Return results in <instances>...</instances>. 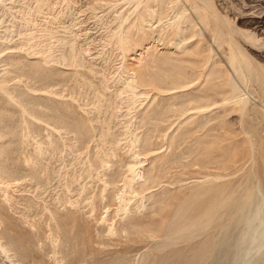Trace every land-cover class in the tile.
I'll list each match as a JSON object with an SVG mask.
<instances>
[{"label": "rangeland", "instance_id": "374dc122", "mask_svg": "<svg viewBox=\"0 0 264 264\" xmlns=\"http://www.w3.org/2000/svg\"><path fill=\"white\" fill-rule=\"evenodd\" d=\"M128 1L0 0V264H264V0Z\"/></svg>", "mask_w": 264, "mask_h": 264}, {"label": "bare ground", "instance_id": "6f19581e", "mask_svg": "<svg viewBox=\"0 0 264 264\" xmlns=\"http://www.w3.org/2000/svg\"><path fill=\"white\" fill-rule=\"evenodd\" d=\"M134 1V3L136 2L137 4H138V8H140V9H142V8H144V9H146V13L145 14H143V13H141V15L139 16L140 17V21L141 22H143V24L142 25H144L145 26V24H144V22L146 23H150V24H152L153 26H154V24L155 23H157V22H161V20H162V16H163V14H164V12L166 11V10H168V6H167V1L168 0H133ZM178 1V0H177ZM193 1V0H192ZM196 1V0H195ZM129 3H131L130 2V0L128 1ZM127 2V3H128ZM133 2L131 3V4H134ZM175 4L177 3L176 1L174 2ZM173 3V4H174ZM179 3V2H178ZM195 3V2H194ZM197 3H199V2H197ZM172 5V4H171ZM197 5V4H196ZM1 6V5H0ZM175 6H178V5H175ZM180 6V5H179ZM168 7V8H167ZM196 7V6H195ZM194 7V8H195ZM1 8V7H0ZM172 8V7H171ZM183 8V7H182ZM197 8H199V7H197ZM2 9V8H1ZM137 9V8H136ZM164 9H166V10H164ZM170 9V8H169ZM181 9V8H180ZM136 11H139L138 9L136 10ZM173 11V10H172ZM177 11H179V10H177ZM177 11L175 12L176 13V15H177ZM181 11H183V9L181 10ZM199 11V10H198ZM180 12V11H179ZM174 13V14H175ZM187 13V12H186ZM186 13H185V15H186ZM199 13V12H198ZM5 14V13H4ZM165 15V14H164ZM172 15V14H171ZM170 15V16H171ZM175 15V17H177ZM185 15L183 16V15H178L179 17H177V19H175V17H173L174 19H175V21L174 22H170V23H172L169 27H173V28H176V30H178V32H179V30L180 29H183V27H184V23H182V22H184L183 21V19L185 20ZM202 17V16H201ZM172 18V17H171ZM171 18H169V21H171ZM172 18V19H173ZM190 18V17H189ZM186 19H187V16H186ZM25 20V19H24ZM120 20V19H119ZM189 20H191V19H189ZM125 22V21H124ZM140 23V22H139ZM164 23V22H163ZM182 23V24H181ZM126 24V23H125ZM141 24V23H140ZM140 24H138V25H140ZM150 24H148L149 26H150ZM160 24V23H159ZM159 24H157V25H159ZM165 24V23H164ZM30 25V24H29ZM137 25V26H138ZM162 25V24H161ZM143 26V27H144ZM152 26V27H153ZM183 26V27H182ZM143 27H141V29H143ZM148 27V26H147ZM151 27V26H150ZM155 27H157V26H155ZM182 27V28H181ZM138 29L140 28V26L139 27H137ZM146 28V27H145ZM163 28V27H162ZM161 28V29H162ZM148 29H149V27H148ZM170 29V28H169ZM150 30V29H149ZM163 30V29H162ZM175 29H173V31H174ZM175 30V31H176ZM184 31L186 30V29H183ZM140 31V33L142 32L141 30H139ZM144 32H145V29L143 30ZM167 31H168V28H167ZM166 31V32H167ZM170 31H172V28H171V30ZM182 31V30H181ZM180 31V32H181ZM186 31H188V30H186ZM138 32V31H137ZM179 32V33H180ZM183 32V31H182ZM189 32V31H188ZM143 33V32H142ZM162 33V32H161ZM172 33V32H171ZM164 34V33H163ZM185 34V33H184ZM175 35H177L176 34V32H175ZM180 35L181 36H179V38L180 37H182V35L183 34H181L180 33ZM187 35V34H186ZM122 36V35H121ZM188 36V35H187ZM177 37V36H176ZM189 37V36H188ZM178 38V37H177ZM179 38H178V40H179ZM185 38V37H184ZM184 38H181V39H184ZM31 39V38H30ZM177 40V39H176ZM180 41H182V40H180ZM186 41V40H185ZM185 41H184V43H185ZM165 42V41H164ZM177 43V42H176ZM165 44V43H164ZM170 44V43H169ZM174 44V43H173ZM179 44H180V42H179ZM176 45V44H175ZM173 46V45H172ZM182 46V45H181ZM147 47V46H146ZM32 48V47H31ZM157 50V49H156ZM37 51V50H36ZM184 51V50H183ZM147 52V51H146ZM149 52V51H148ZM30 53V52H29ZM2 86H0V88H1ZM4 88V86L1 88V89H3ZM4 90H6V89H4ZM133 95V94H132ZM127 96V95H126ZM243 243H242V245L243 244H245L248 240H249V237L248 236H246V237H243ZM230 243V238L229 237H227L226 239H225V242H224V244L226 245H228ZM4 245V244H3ZM226 245V246H227ZM260 246V245H259ZM0 248H1V251H2V253L4 254L3 256L5 257H7L8 259H11V261L14 259V257H13V255L12 254H10V251H8L7 249H5V248H2V246H0ZM56 249H58V248H56ZM6 258V259H7Z\"/></svg>", "mask_w": 264, "mask_h": 264}]
</instances>
